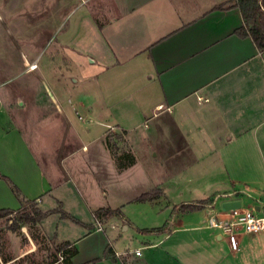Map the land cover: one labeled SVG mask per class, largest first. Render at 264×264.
<instances>
[{
	"label": "crops",
	"instance_id": "1",
	"mask_svg": "<svg viewBox=\"0 0 264 264\" xmlns=\"http://www.w3.org/2000/svg\"><path fill=\"white\" fill-rule=\"evenodd\" d=\"M230 2L79 0L71 9L77 17L70 33L57 49L60 56L76 52L90 57L99 71L129 72V83L146 78L143 97H154L149 105L161 114L156 147L164 157L172 152L204 154L202 164H190L188 158L182 168L187 173L201 169L200 176L206 178L188 176L186 182L209 184L208 191L177 186L169 193L162 188L159 198L137 201L155 185L143 170L138 171L129 129L100 121L106 130L97 137L74 132L81 143L90 137L88 145L65 148L67 116L75 107L69 99L65 104L52 97L66 129L55 161H48L45 169L21 129L0 107V175L16 185L23 198L36 201L41 211L60 205L78 221L50 213L39 224L57 243L67 241L75 247L73 264H92L95 259L94 264H264L263 235L237 231L239 250L233 251L222 230L211 226L224 218L227 201L250 206L253 201L243 192L258 196L264 191V51L249 36L235 33L243 25L237 7L217 8ZM134 114L146 127L142 109L135 108ZM110 127L121 131L116 133H121L134 156V163L121 170L105 142ZM121 180H128L123 191L114 188ZM234 191L243 195L219 198L214 209L176 208ZM20 206L0 177V209ZM102 207L120 208L121 215L98 221L94 213ZM97 224L102 230H97ZM118 228L140 234L122 242L116 236ZM107 246L114 260L104 257ZM136 249L140 255L134 254Z\"/></svg>",
	"mask_w": 264,
	"mask_h": 264
},
{
	"label": "rangeland",
	"instance_id": "2",
	"mask_svg": "<svg viewBox=\"0 0 264 264\" xmlns=\"http://www.w3.org/2000/svg\"><path fill=\"white\" fill-rule=\"evenodd\" d=\"M78 2L0 0V107L7 110L21 129L45 169L50 161H55L66 129V122L56 114V103L52 97L65 104L69 99V105L75 103V107L67 116L69 136L65 138L68 142L65 148L82 143L88 145L87 141H91L87 137L82 139V143L78 142L74 137L75 131L90 132L97 137L106 130L100 121L118 124L129 129L128 139L139 162L138 171L143 170L155 187L167 188L169 193L177 186L193 188L196 192L208 191L209 184L186 182L188 176L206 178L205 175L200 176L201 169L187 173L182 168L183 161L188 158L190 164H202L204 154L172 152L164 157L162 149L156 147L154 136L158 134L157 122L161 114L149 105L154 97H143L146 78L141 76L142 79L129 83V72L122 74L115 69L99 71L96 64L90 63V57L84 54L57 55V49L61 47L65 34L70 33L69 29L77 17L75 9H71ZM134 107H140L145 113L146 127L143 126L145 122L135 118ZM116 132L121 131L112 127L106 131L110 135L109 143L115 144L119 154L130 151L125 140L122 141L121 133ZM85 169L88 170L87 167ZM84 174L90 175L87 171ZM126 181L121 180L114 188L125 190ZM174 182L181 185H172ZM14 219L15 214L0 219V264H57L61 251L59 243L39 226L42 219L33 225L20 223L16 230H12ZM139 234L135 229L116 230V236L122 242Z\"/></svg>",
	"mask_w": 264,
	"mask_h": 264
},
{
	"label": "trees",
	"instance_id": "3",
	"mask_svg": "<svg viewBox=\"0 0 264 264\" xmlns=\"http://www.w3.org/2000/svg\"><path fill=\"white\" fill-rule=\"evenodd\" d=\"M237 7L241 13L243 25L235 30V33L240 37L249 36L253 41L254 45L259 51H264V0H231L230 4L227 6H217L219 9ZM109 134H106V145L111 151L113 157L115 158L117 169L121 170L127 166H130L134 163V156L130 151L121 152L122 154L117 153V147L115 144L109 143ZM118 137V136H117ZM10 186L11 190L18 198L21 206L16 210L12 209H0V219L7 218L11 214H15V219L11 225L12 230H16V227L20 225V223L25 224H36L41 219L45 218L50 213H59L62 218H69L74 222H78L75 218L65 213L60 205L55 209L50 211H40L37 208V202L34 200H27L23 198L20 190L14 185L9 179L0 175ZM162 195V190L159 187H155L154 189L142 193L140 196L136 198L137 201L144 202L147 200H154L159 198ZM205 201L197 202V204H181L180 206H176L177 209L181 211H190L199 209L200 206L207 203ZM121 215V209H111L109 207L99 208L94 213V217L96 220L101 221L103 219H108L112 216ZM59 250H62L65 255V264H73L70 261V258L75 253L76 249L69 242L65 241L59 244ZM104 257H107L111 260L115 259V254L112 252V248L107 246L104 251ZM7 259H5L6 261ZM97 259L93 260L91 263L94 264ZM52 264V263H50Z\"/></svg>",
	"mask_w": 264,
	"mask_h": 264
},
{
	"label": "built area",
	"instance_id": "4",
	"mask_svg": "<svg viewBox=\"0 0 264 264\" xmlns=\"http://www.w3.org/2000/svg\"><path fill=\"white\" fill-rule=\"evenodd\" d=\"M34 67H30V69H33ZM243 193L246 197L252 199L253 202L250 206H242L240 202L239 207L227 209L224 213V218L211 222L212 227L220 228L222 230L228 239L230 248L233 251L239 250L237 231L264 236V191L258 196H251L248 193ZM237 194H242V191H234L232 193L216 195L212 200L203 205L207 206L209 209H214L216 201L219 198L228 199L231 196H235ZM96 228L97 230H102L101 224H97ZM134 254L140 255V249L134 250ZM56 263L65 264V255L62 250L60 251L59 258L57 259Z\"/></svg>",
	"mask_w": 264,
	"mask_h": 264
},
{
	"label": "water",
	"instance_id": "5",
	"mask_svg": "<svg viewBox=\"0 0 264 264\" xmlns=\"http://www.w3.org/2000/svg\"><path fill=\"white\" fill-rule=\"evenodd\" d=\"M240 206V202L239 201H234V202H226L223 204V208L224 209H233V208H237Z\"/></svg>",
	"mask_w": 264,
	"mask_h": 264
}]
</instances>
